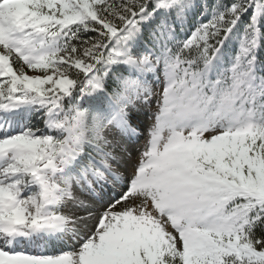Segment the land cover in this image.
<instances>
[{
  "label": "snow or ice",
  "instance_id": "obj_1",
  "mask_svg": "<svg viewBox=\"0 0 264 264\" xmlns=\"http://www.w3.org/2000/svg\"><path fill=\"white\" fill-rule=\"evenodd\" d=\"M0 264H264V0H0Z\"/></svg>",
  "mask_w": 264,
  "mask_h": 264
},
{
  "label": "rangeland",
  "instance_id": "obj_2",
  "mask_svg": "<svg viewBox=\"0 0 264 264\" xmlns=\"http://www.w3.org/2000/svg\"><path fill=\"white\" fill-rule=\"evenodd\" d=\"M141 143H143V140H141Z\"/></svg>",
  "mask_w": 264,
  "mask_h": 264
}]
</instances>
